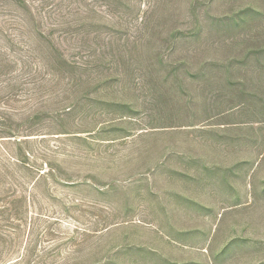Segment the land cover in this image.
<instances>
[{"label":"rangeland","instance_id":"1","mask_svg":"<svg viewBox=\"0 0 264 264\" xmlns=\"http://www.w3.org/2000/svg\"><path fill=\"white\" fill-rule=\"evenodd\" d=\"M22 1L0 112L58 174L2 193L0 264H264V0Z\"/></svg>","mask_w":264,"mask_h":264},{"label":"trees","instance_id":"2","mask_svg":"<svg viewBox=\"0 0 264 264\" xmlns=\"http://www.w3.org/2000/svg\"><path fill=\"white\" fill-rule=\"evenodd\" d=\"M18 4H23V1L21 2V0H18ZM2 30L5 29L2 27ZM33 68H35L36 72L38 65L32 64L30 70ZM71 109V105H57L53 109V118L57 120L58 117L69 113ZM39 115L40 114H35L34 112L28 116V119L38 117ZM11 123V119L9 120L8 116H4L0 112V177L3 178L0 184V200H3L1 199L2 193H6L5 196L10 197L15 196V193H17V188L20 190L36 189L39 186L40 179H42L47 185L48 179L58 174L54 173V169L51 166L48 170L41 168V166L45 164L44 161H42V164L38 165L39 167L37 166L36 162L33 163L32 159L34 156L27 148H25V146L28 145L29 140L27 138H21L17 134L18 128L20 126L19 124H16V126L13 127ZM6 176H8L10 179H6ZM60 181H62V179ZM64 184L65 183L62 182L60 185ZM2 187L5 190H2ZM13 205L14 207L11 208V210L15 215V219L18 220L17 216L19 214V209H16V203H13ZM6 219L9 220V218ZM49 251L50 250L48 249L46 254ZM20 259H6V261H1V264H18Z\"/></svg>","mask_w":264,"mask_h":264}]
</instances>
